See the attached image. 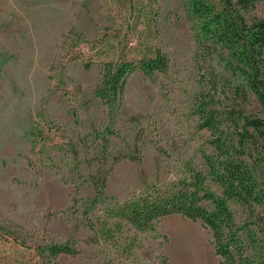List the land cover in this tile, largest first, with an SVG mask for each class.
Listing matches in <instances>:
<instances>
[{
	"label": "rangeland",
	"instance_id": "374dc122",
	"mask_svg": "<svg viewBox=\"0 0 264 264\" xmlns=\"http://www.w3.org/2000/svg\"><path fill=\"white\" fill-rule=\"evenodd\" d=\"M187 7L185 0H0V264H46L39 254L50 243L78 251L57 256V264L218 263L199 220L165 215L143 233L121 222L113 245L91 242L85 228L109 206L203 170L201 152L213 149L198 128L201 103L222 118L264 119L256 97L243 99L222 63L195 62L198 20ZM246 17L264 19V0ZM154 48L167 58L165 71L143 73L137 65L124 77L119 107L109 110L95 95L105 64L137 63ZM224 125L232 136L231 123ZM133 143L140 162L114 160ZM104 174L102 201L83 202L94 196L91 178ZM257 175L264 189V172ZM228 206L243 228L235 264L250 263L264 252V201Z\"/></svg>",
	"mask_w": 264,
	"mask_h": 264
},
{
	"label": "trees",
	"instance_id": "16d2710c",
	"mask_svg": "<svg viewBox=\"0 0 264 264\" xmlns=\"http://www.w3.org/2000/svg\"><path fill=\"white\" fill-rule=\"evenodd\" d=\"M189 11L198 20L195 35V62L208 59L222 63L223 70L238 81L235 90L246 99L247 92L253 94L264 110V19H247L246 13L260 0H185ZM151 54V56H149ZM167 58L160 49L147 51V57L137 63L121 60L119 64H105L104 74L95 88V95L109 110L119 107L126 75L138 67L143 73L163 72L167 67ZM215 78L209 79V87L218 91ZM224 91V88H221ZM209 102L201 103L195 110L198 116V128L209 133V144L213 153L201 152L203 170L189 171L188 176L179 178L171 184L151 186L138 197L121 204L109 206L104 210L101 222L87 221L85 228L91 231L88 239L96 244H115L114 236L121 228V222L143 233L152 231V223L158 218L180 215L189 220L201 221L212 235L217 264H235L242 248L239 230L234 222L228 201L240 202L251 207L261 206L264 201V189L259 183L257 171L264 172V119L252 114L227 112L222 118ZM229 121L233 135L229 136ZM228 132H226V131ZM142 131V130H140ZM140 132H137V137ZM140 137V136H139ZM69 147L73 158L76 150L71 142ZM133 143L132 151L119 154L115 161L129 160L140 162L141 150ZM157 153L167 156L160 146ZM93 181L94 196L84 198L83 202L102 201V189L106 174L97 175ZM210 184L216 187L213 190ZM107 220H115L112 225ZM253 241L255 238L251 235ZM88 239L86 241H88ZM46 253V264H57V256L76 255L75 246L68 243L46 244L39 255ZM245 264V263H240ZM246 264H264V252L256 260Z\"/></svg>",
	"mask_w": 264,
	"mask_h": 264
}]
</instances>
